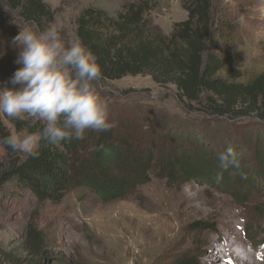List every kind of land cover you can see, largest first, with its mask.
Returning a JSON list of instances; mask_svg holds the SVG:
<instances>
[{"label": "rangeland", "instance_id": "1", "mask_svg": "<svg viewBox=\"0 0 264 264\" xmlns=\"http://www.w3.org/2000/svg\"><path fill=\"white\" fill-rule=\"evenodd\" d=\"M44 1L55 12V20L49 24L55 23L64 41L70 43L76 39L77 20L83 11L94 8L117 17L133 0ZM212 1L218 9L216 17L221 31L212 51L227 61L219 77L226 81L250 82L264 73V0ZM152 2L154 6L149 16L157 31L169 34L177 23L187 19L181 0ZM0 8L13 24L25 25L17 17L18 12L13 11L17 15L11 12L2 0ZM27 27L39 31L34 25ZM46 27L44 24L42 30ZM150 28L153 30L152 26ZM10 69L13 70L12 65ZM95 86L109 109L137 107L147 119L144 125L165 122L163 130L167 136L162 139L164 147L159 150L168 158L172 152L180 155L189 148L194 154L210 153L207 158L214 159L220 174L217 155L231 144L241 155L244 177L250 179L249 175L256 173L258 164L251 151L253 144H257L263 152L264 141H259L255 135L257 126H264V122L250 117L218 116L209 111L207 98L202 102L182 101L174 85H158L147 75L126 76ZM1 119L9 132L17 131L6 117L1 116ZM235 126L248 127L252 134L237 133L233 130ZM212 129L218 133L200 134ZM243 135L249 136L248 139ZM5 156L0 143V159ZM161 159L157 155L156 160ZM170 159L173 160V156ZM234 172L233 169L223 171L224 179L191 177L179 181L176 187L153 174L150 182L138 187L130 198L109 203H103L84 188L69 192L58 202H40L26 193L8 202L0 199V263L8 264L11 257L28 249L30 233L34 232L43 241L41 247L64 264H177L187 252L194 254L198 264H225L221 257L203 258L204 247L211 237L215 238L218 250H225L220 233L227 235L228 231L216 211L233 213L239 220V232L229 234L230 240H238L250 251L257 249L264 253V219L261 216L256 220L253 206L264 201V183L257 193L238 198L233 189L243 183L241 176ZM247 199L246 207V203L240 205Z\"/></svg>", "mask_w": 264, "mask_h": 264}, {"label": "trees", "instance_id": "2", "mask_svg": "<svg viewBox=\"0 0 264 264\" xmlns=\"http://www.w3.org/2000/svg\"><path fill=\"white\" fill-rule=\"evenodd\" d=\"M2 1L11 12H18L20 17L13 13L23 24L27 22L39 30L55 20V12L44 0ZM152 1L128 2L117 17L94 8L86 9L79 16L76 38L91 49L103 70L102 78L96 83L147 75L158 85H174L182 101L202 102L207 98L209 111L218 116L250 117L264 122V73L246 83L219 77L227 61L212 51L215 38L221 32L215 2L181 0L187 19L166 34L153 27L149 16ZM19 31L20 27L0 8V82L8 81L21 67L16 63L19 50L11 43ZM7 120L16 130L37 132L40 127H29L26 121ZM110 121L113 125L110 130L99 133L89 130L84 140L62 141L58 146L41 141L35 157L13 153L1 143L6 156L0 159V199L8 202L26 193L40 202H58L69 192L84 188L103 203H109L130 198L138 187L150 182L153 174L165 179L171 187L191 177H218L214 159L207 158L210 153L194 154L189 148L180 155L172 152L173 160L168 158L159 150L164 147L162 139L167 136L163 130L165 122L144 125L147 119L137 107L110 109ZM233 130L252 134L244 126H235ZM205 131L200 134L218 133L216 129ZM256 131L255 137L264 141V126H257ZM9 133L0 116V139ZM246 135L243 136L248 139ZM172 144L178 146V143ZM253 145L251 156L258 164L257 171L252 176L248 173L250 179L239 178L243 185L233 189L238 198L257 193L264 183V149L262 152L259 145ZM157 155L162 157L159 162ZM231 176L229 183L233 181ZM248 202L247 199L240 205L246 203V207ZM253 206L256 220L261 216L264 219V201ZM250 229L254 231V227ZM30 235L28 249L11 257L8 264H64L41 247L43 241L39 234L31 232ZM182 256L177 264H198L192 252Z\"/></svg>", "mask_w": 264, "mask_h": 264}, {"label": "clouds", "instance_id": "3", "mask_svg": "<svg viewBox=\"0 0 264 264\" xmlns=\"http://www.w3.org/2000/svg\"><path fill=\"white\" fill-rule=\"evenodd\" d=\"M11 43L19 50L16 63L21 67L0 82V116L40 127L37 132L11 131L0 143L13 153L35 157L41 141L58 146L84 140L89 130L112 128L109 105L95 86L102 67L81 39L66 43L55 23L34 31L26 22ZM217 160L222 170L218 179L228 169L244 178L241 155L231 144Z\"/></svg>", "mask_w": 264, "mask_h": 264}, {"label": "bare ground", "instance_id": "4", "mask_svg": "<svg viewBox=\"0 0 264 264\" xmlns=\"http://www.w3.org/2000/svg\"><path fill=\"white\" fill-rule=\"evenodd\" d=\"M215 214L220 215V218L225 221L228 231L227 235H224L223 232L220 233L222 236L221 239L223 240H220L221 246L224 247L225 250H218L216 248L215 238L211 237L209 243H207L208 245L204 247V260H207L208 257H211L213 260L221 257L227 262L225 264H264V253L257 251V249L250 251L243 243H240L236 239L230 240L228 237L229 234L237 235L239 232L238 228L240 227V223L238 222L239 220L235 218V215L233 213L227 215L220 211H216ZM215 251H218V253H215ZM225 257L227 258L225 259ZM211 263H213V261Z\"/></svg>", "mask_w": 264, "mask_h": 264}]
</instances>
